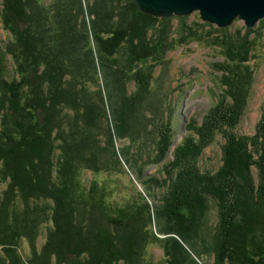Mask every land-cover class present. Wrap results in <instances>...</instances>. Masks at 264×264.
I'll return each instance as SVG.
<instances>
[{"label":"trees","instance_id":"1","mask_svg":"<svg viewBox=\"0 0 264 264\" xmlns=\"http://www.w3.org/2000/svg\"><path fill=\"white\" fill-rule=\"evenodd\" d=\"M0 1L3 28L13 35L5 47L0 42V183H7L0 193L1 262L24 264L21 240L36 243L42 225L51 222L46 243L28 263L155 264L147 251L154 241L165 250L162 264H187V258L202 264L203 251L213 253V264H264V102L255 132L237 131L253 90V41L217 29L222 36L215 43L226 58L216 63L223 90L199 137L184 135L177 142L171 122L157 124L152 162L164 176L152 179L140 168L144 194L123 201L114 197L118 188L110 180L83 178L82 139L73 133H79L74 126L87 131L92 105L78 71L93 81L100 79L99 70L107 84L116 80L115 92L126 97L118 102L113 96L112 130L114 137H127L131 118L143 111L137 110L142 100L119 85L139 77L149 87L139 70L170 50L171 41L156 33V22L173 18L145 14L132 0ZM260 24L263 28L264 20ZM179 30L181 38L196 36L190 24L184 34ZM74 42L82 63L72 67L67 58ZM8 57L16 65L14 75ZM218 134L225 140L222 164L203 169L204 151ZM153 181L163 190L160 199L152 192Z\"/></svg>","mask_w":264,"mask_h":264},{"label":"rangeland","instance_id":"2","mask_svg":"<svg viewBox=\"0 0 264 264\" xmlns=\"http://www.w3.org/2000/svg\"><path fill=\"white\" fill-rule=\"evenodd\" d=\"M2 2L0 1V42L5 47L13 41V35L3 28ZM46 2L50 4L52 0H46ZM85 6L88 16L87 5ZM48 16L55 20L58 18L56 13L55 17L52 12ZM77 17L81 27V22L84 20L83 14L80 13ZM185 17H188L185 22L179 20L178 16L170 17L173 19L164 20V23L156 22V33L161 31V35L167 34L171 43L170 50L165 56L160 57V60L149 61L145 68L139 70L141 77H144L142 75L144 74L149 78V87L141 84L139 77L124 79L119 85L125 87L127 96L135 97V99L138 97L142 100L137 110L143 111L131 118L134 126L128 130L127 137L123 139L114 137L112 130L110 107L113 96L118 102L121 101L120 98L126 97L115 92L113 84L116 80L114 83L107 84V76L99 70L100 79L93 81L87 78L89 77L87 72L83 75L81 69L78 71V76L82 82L86 83V88L88 83L89 89L87 88L86 92L89 97L88 101L92 105L87 131L83 133L77 126H74V130L79 133H73L82 139L80 142L83 149L81 153L79 148L80 154L78 155L83 156L87 163V168L84 169L86 166L83 168V178L86 183L93 178L100 182L110 180V183L116 184L115 188H118L114 194L117 200L129 201L134 196L137 197L136 195L140 192L144 194L143 183L137 179L140 168L147 177H152V179L161 181V176H164L159 168L161 165L152 162L156 160L158 153L156 150L157 124H161L164 119L171 122L176 131L177 142H180L184 135H192L197 139L198 130L206 114L215 105L218 95L223 90L220 82L223 72L217 68L216 64L226 59L221 47L215 43L222 36L217 30L220 27L204 22L199 12ZM189 24L196 29V36L181 38L179 28L184 34L185 25L189 26ZM228 29L233 39L247 37L250 44L254 42L253 48H248L253 51H251L250 62L254 70L253 90L248 107L237 127L239 133L253 134L260 120L264 102V27L261 28L259 23L255 28L257 33L249 34L244 20L237 18ZM74 44L75 46H71L74 51L71 52L77 56L72 53L70 59L67 58L68 64L72 67L82 63L79 57L81 54L77 50V48L80 50V45L77 46V42ZM8 65L11 75H14L16 65L11 57H8ZM66 130L70 131V126H66ZM112 137H114L113 141ZM224 142L223 136L218 134L214 142L205 149L201 159L203 169L216 170L219 168L222 164ZM97 169L103 170L98 172ZM6 188L7 183L1 182L0 193ZM151 188L152 192H156L155 198L160 199L163 190L157 187L154 181L151 183ZM151 201L156 202L154 197ZM153 210L156 211V209ZM154 216L155 221L160 217L157 212ZM213 223L214 216L211 220V224ZM51 226V222L42 225L36 243L29 242L26 238L21 240L19 250L23 255L24 264H30L28 263L30 255L42 249ZM202 236L206 244H209L211 236L209 234ZM183 246L186 248L184 244ZM147 251L149 260L155 264H162L166 261L165 250L157 242H150L147 245ZM201 260L202 264H213L214 255L210 251H203ZM0 264H10V262L0 261ZM52 264H55L54 260ZM142 264H144L143 261ZM187 264L195 263L187 258Z\"/></svg>","mask_w":264,"mask_h":264},{"label":"water","instance_id":"3","mask_svg":"<svg viewBox=\"0 0 264 264\" xmlns=\"http://www.w3.org/2000/svg\"><path fill=\"white\" fill-rule=\"evenodd\" d=\"M143 13L158 17H185L199 12L203 21L228 28L240 18L247 28L264 20V0H132Z\"/></svg>","mask_w":264,"mask_h":264}]
</instances>
